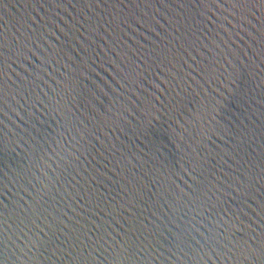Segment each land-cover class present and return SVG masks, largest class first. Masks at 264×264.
Instances as JSON below:
<instances>
[{
    "label": "water",
    "instance_id": "1",
    "mask_svg": "<svg viewBox=\"0 0 264 264\" xmlns=\"http://www.w3.org/2000/svg\"><path fill=\"white\" fill-rule=\"evenodd\" d=\"M0 264H264V0H0Z\"/></svg>",
    "mask_w": 264,
    "mask_h": 264
}]
</instances>
